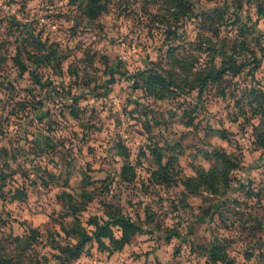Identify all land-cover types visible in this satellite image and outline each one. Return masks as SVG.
<instances>
[{
  "label": "rangeland",
  "instance_id": "374dc122",
  "mask_svg": "<svg viewBox=\"0 0 264 264\" xmlns=\"http://www.w3.org/2000/svg\"><path fill=\"white\" fill-rule=\"evenodd\" d=\"M102 1L90 19L70 0H0V247L12 264H223L213 246L264 264V0ZM155 73L175 85L162 98ZM160 148L179 177L225 152L227 185L155 182ZM69 203L88 235L117 214L139 230L64 260Z\"/></svg>",
  "mask_w": 264,
  "mask_h": 264
},
{
  "label": "trees",
  "instance_id": "16d2710c",
  "mask_svg": "<svg viewBox=\"0 0 264 264\" xmlns=\"http://www.w3.org/2000/svg\"><path fill=\"white\" fill-rule=\"evenodd\" d=\"M169 1V3L174 6V10H182V0ZM70 2L76 3L78 7L83 11V13L90 19L97 17V15L102 13L105 9L102 0H70ZM16 61L18 63L20 73L27 71V65L25 62L19 61L18 58H16ZM227 68L232 69L233 67L228 66ZM228 69L223 67L219 70L213 72L209 71L203 74L202 79L200 80L201 87L205 85L207 80L213 82L219 80L221 78V75ZM171 86L175 85H172V82L170 80H167L165 76L159 75L157 73L148 75L145 80L146 92H148L155 98H162L163 89H168ZM261 146L264 148L263 141L261 142ZM172 150L173 152H177L173 148ZM155 154L157 156V169L152 173L153 180L160 184H170L175 181L178 182L179 180V182H181V184H183L185 188L191 192H195L201 188L210 190L213 193L218 191L220 185H227V181H229L228 172L233 168H230V165L232 163L229 162L228 156L225 152H221L218 149H213L210 152V155H212L213 159L217 160L219 163L225 164V168L222 169L219 167L211 166L210 168L204 170L203 168L197 167L194 169L196 173L195 177H179V172L177 169L178 162L175 154L169 155L167 159H165L166 163H162L163 158L166 157H164V153H162L161 148ZM64 209L66 211V216L72 217L73 219L69 223V227L72 228L63 225L62 229L67 233L76 234L77 236H79V239L73 245H68L61 249L64 260L77 257L80 254L82 246L91 238L93 240H96L101 245H104L103 239H107L110 244L114 246V248L120 249L129 241L131 236H133L139 230V226L134 221H132L131 218L122 214H117L114 216L110 215L109 219H106L102 222H99L98 219L93 218L89 224L94 227V230L92 232V235H88L87 231L81 225H78V219L74 218L75 216H73V214L78 210V208H75V204L69 203ZM113 226H116L120 229V236L118 238H116L114 236V233L112 232ZM33 233L36 232L33 231ZM15 240L17 241V244H20L17 237L15 238ZM27 245L30 246V241L26 243V246ZM14 257V253L8 254L5 252V246L2 245L0 247V264H12V260H14ZM210 258L214 263L221 262L223 264H235L232 260L227 258L223 250L216 246H213L210 249Z\"/></svg>",
  "mask_w": 264,
  "mask_h": 264
}]
</instances>
